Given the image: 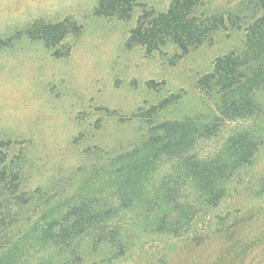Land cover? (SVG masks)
I'll use <instances>...</instances> for the list:
<instances>
[{
	"label": "rangeland",
	"instance_id": "1",
	"mask_svg": "<svg viewBox=\"0 0 264 264\" xmlns=\"http://www.w3.org/2000/svg\"><path fill=\"white\" fill-rule=\"evenodd\" d=\"M97 1L0 0V143L10 142L9 159L23 166L22 191L35 193V205H42L0 234V264L43 261L44 203L103 195L105 178L94 179L92 165L108 157L105 151L139 140L146 132L140 125L210 116L213 103L197 80L245 40L243 31L229 30L181 59L171 46L147 56L141 47L127 48L129 31L143 6L165 12L172 0H138L127 22L96 16ZM240 1L208 0L210 10L220 12ZM64 20L83 29L60 45L69 55L57 58L29 33L39 21ZM166 98L168 108L141 117L138 110ZM245 177L209 217L196 221L192 235L142 233L121 257L109 244L94 248L85 240L83 263L264 264V145Z\"/></svg>",
	"mask_w": 264,
	"mask_h": 264
},
{
	"label": "trees",
	"instance_id": "2",
	"mask_svg": "<svg viewBox=\"0 0 264 264\" xmlns=\"http://www.w3.org/2000/svg\"><path fill=\"white\" fill-rule=\"evenodd\" d=\"M139 6L138 0H98L94 14L127 22ZM143 7L126 46L141 47L147 56L171 46L181 59L229 30L243 31L245 40L197 80L200 93L213 103L210 116L140 125L146 132L139 140L105 151L102 156L108 157L92 165L93 178H105L103 195L44 203L39 241L46 254L38 264H84L85 240L94 248L109 244L115 257H121L142 233L192 235L196 221L209 217L246 178L264 145V0H241L227 12L210 10L208 0H172L160 13ZM82 29L70 20L39 21L29 34L53 56L64 58L69 51L60 45L70 35L80 36ZM170 101L138 112L142 118L153 117ZM9 151L10 142L1 141L0 234L23 213L42 206L35 205V193L22 191L23 166L13 165ZM102 152L98 149V158Z\"/></svg>",
	"mask_w": 264,
	"mask_h": 264
}]
</instances>
